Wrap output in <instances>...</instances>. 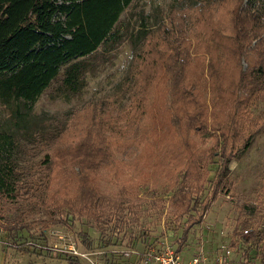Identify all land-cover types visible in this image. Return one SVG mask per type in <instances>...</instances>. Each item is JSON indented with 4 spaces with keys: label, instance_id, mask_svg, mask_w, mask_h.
<instances>
[{
    "label": "rangeland",
    "instance_id": "obj_1",
    "mask_svg": "<svg viewBox=\"0 0 264 264\" xmlns=\"http://www.w3.org/2000/svg\"><path fill=\"white\" fill-rule=\"evenodd\" d=\"M245 1L134 0L121 40L82 59L80 89L62 70L30 110L0 99L24 175L0 195V264H142L148 243L177 248L198 217L181 257L264 264V0L240 24L239 57L231 19ZM87 187L106 199L98 221L79 202Z\"/></svg>",
    "mask_w": 264,
    "mask_h": 264
},
{
    "label": "trees",
    "instance_id": "obj_2",
    "mask_svg": "<svg viewBox=\"0 0 264 264\" xmlns=\"http://www.w3.org/2000/svg\"><path fill=\"white\" fill-rule=\"evenodd\" d=\"M134 0H0V99L3 103H23L32 109L37 97L64 71V84L75 92L83 86V58L99 47L111 49L123 36L119 27V18ZM256 0H246L247 6L240 7L232 17V39L236 45L235 53L247 55L249 45L242 48L244 20H256L257 13L252 14ZM247 2V3H246ZM260 16H264V7ZM258 12V11H257ZM262 14V15H261ZM139 36L148 33L142 29ZM235 30V34H234ZM257 73L263 77L264 67L259 65ZM244 73L239 83L244 80ZM235 131V129L233 130ZM225 140V138H221ZM253 140V134L239 138L241 144L230 146L229 151L247 149ZM242 145V146H241ZM241 146V147H240ZM16 142L14 136L0 130V195L14 197L19 189L22 173L17 170L15 158ZM223 151L215 152L222 161L217 172L218 182L228 171L226 158V142ZM34 174V173H32ZM180 201L183 212L188 204ZM103 195L93 188L81 193L80 203L90 212V217L98 221L106 215ZM115 204V203H113ZM120 206H116L119 208ZM181 210V211H182ZM183 226L180 243L186 241V235L194 223L189 221ZM256 232H253L255 235ZM258 233L264 235V225Z\"/></svg>",
    "mask_w": 264,
    "mask_h": 264
},
{
    "label": "built area",
    "instance_id": "obj_3",
    "mask_svg": "<svg viewBox=\"0 0 264 264\" xmlns=\"http://www.w3.org/2000/svg\"><path fill=\"white\" fill-rule=\"evenodd\" d=\"M74 249V248H73ZM142 264H222L212 263L206 260L201 252L184 259L179 251L167 240H160L156 244L150 242L146 246L142 256Z\"/></svg>",
    "mask_w": 264,
    "mask_h": 264
}]
</instances>
